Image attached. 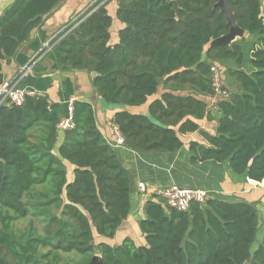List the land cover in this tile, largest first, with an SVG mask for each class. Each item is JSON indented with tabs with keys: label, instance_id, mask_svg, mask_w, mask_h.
Returning <instances> with one entry per match:
<instances>
[{
	"label": "trees",
	"instance_id": "obj_1",
	"mask_svg": "<svg viewBox=\"0 0 264 264\" xmlns=\"http://www.w3.org/2000/svg\"><path fill=\"white\" fill-rule=\"evenodd\" d=\"M62 0H13L0 15V85L3 65L13 58ZM125 24L111 43L112 16L106 5L68 26L57 42L64 70L94 73L92 85L113 105L140 106L159 91L148 113L119 110L113 123L125 145L142 153L176 152L190 141L192 163H228L236 174L264 180V0H228L240 26L252 34L248 62L245 39L212 47L228 33L218 0H117ZM228 67L240 89L215 101L213 61ZM75 128L56 145L58 122L67 106L42 94L22 105L0 106V264H71L77 253L89 264H264V236L257 242L260 210L243 198L209 197L186 211L157 195L144 205L139 228L144 243L125 238L111 245L132 209L131 180L114 147L97 125L94 106L74 105ZM216 119L215 132L201 121ZM65 161L74 166L70 178ZM31 215L23 230L17 223ZM38 223L39 225H36ZM264 226V217H263ZM41 225L44 233L39 232ZM257 243V244H256ZM77 264H80L77 262Z\"/></svg>",
	"mask_w": 264,
	"mask_h": 264
},
{
	"label": "crops",
	"instance_id": "obj_2",
	"mask_svg": "<svg viewBox=\"0 0 264 264\" xmlns=\"http://www.w3.org/2000/svg\"><path fill=\"white\" fill-rule=\"evenodd\" d=\"M12 2L13 0H0V15ZM102 4L106 5L113 19L110 28L111 43H117L119 41L118 31L125 27V24L117 16V0H62L47 16L44 24L33 32L31 39L3 65L5 79H13L21 67L33 56L38 55L31 72L21 80L22 87L48 96L51 103H60L66 106L69 98L75 97L76 101H86L94 106L99 129L106 141L114 147L122 165L129 172L132 201L130 215L122 222L115 237L99 236V241L116 245L130 237L138 244L144 243V235L139 228V220L145 216L144 205L148 199L153 197L158 188L173 183L205 188L209 191L211 198H243L250 202H257L259 210L263 209L264 211V180L258 182L248 179L244 175L236 174L229 168L228 163L191 162L190 141L204 142L203 136L197 131L183 135L184 146L176 152L142 153L126 145L115 143L114 114L119 110L147 114L149 104L163 91L149 97L148 102L140 106L108 104L101 99L92 85L94 73L62 69L58 61L57 42L59 36L65 32L68 26L80 21L84 14L92 12ZM209 110L213 114L217 113L215 101L211 98ZM211 124H213L214 130L208 128L207 125ZM216 124V119L201 121L202 128L212 133L215 132ZM64 139L65 132H60L56 153ZM65 164L71 178L74 166L68 161H65ZM140 183L146 184V192L139 189Z\"/></svg>",
	"mask_w": 264,
	"mask_h": 264
},
{
	"label": "built area",
	"instance_id": "obj_3",
	"mask_svg": "<svg viewBox=\"0 0 264 264\" xmlns=\"http://www.w3.org/2000/svg\"><path fill=\"white\" fill-rule=\"evenodd\" d=\"M38 55L33 56L13 79H5L0 85V106L3 104H15L22 105L27 96H34L39 94L37 91L27 89L21 86V80H23L33 69ZM214 86V96L211 97L214 101L220 99V97L227 98L230 92L223 89L222 75L219 69L215 66H211ZM76 102L75 97L69 98L66 102L67 113L58 122V129L60 132H66L75 128L74 122V105ZM115 143L117 145H125V138L120 132L119 128L114 125ZM139 189L142 192H146L147 186L145 183H140ZM155 193L167 200L168 204L179 210L186 211L193 203H204L209 198V191L202 187L183 186L173 183L169 186L158 188Z\"/></svg>",
	"mask_w": 264,
	"mask_h": 264
},
{
	"label": "water",
	"instance_id": "obj_4",
	"mask_svg": "<svg viewBox=\"0 0 264 264\" xmlns=\"http://www.w3.org/2000/svg\"><path fill=\"white\" fill-rule=\"evenodd\" d=\"M172 3L175 6L176 12H178L180 7L177 0H172ZM216 6H219L221 8V11L225 14L229 24V31L228 33L223 34L218 38H211V40L204 46L202 52V62L208 59V52L214 46L232 44L233 42L242 39L250 41L253 37L251 32L240 26L234 12L229 6L228 0H218ZM89 264H103L102 256L99 254H95Z\"/></svg>",
	"mask_w": 264,
	"mask_h": 264
},
{
	"label": "rangeland",
	"instance_id": "obj_5",
	"mask_svg": "<svg viewBox=\"0 0 264 264\" xmlns=\"http://www.w3.org/2000/svg\"><path fill=\"white\" fill-rule=\"evenodd\" d=\"M118 34H119V31H118ZM112 44H115V43H112ZM250 47H251V43H250V41H247L245 43V48H246L245 54L247 55L246 62H248L247 59H248V56L250 54L249 53ZM212 65H215L219 69L220 74L222 75V86L224 84H226L227 86L230 87V90H232V91H239V89H240L239 84L236 81H234V79L229 75V72L227 71V68L228 67H235V68H243V69L249 70L248 63H246L244 66H237L234 63V60H229L228 61V65H225L223 63L221 64L218 61H213L212 62ZM214 115L217 117V113L214 114ZM207 126H208V128L210 130H214L213 124L207 125ZM259 214H260V230H259V234H258V237H257V242H259L263 238V236H264V226H263V223H262L263 217H264V211H263V209L260 210V213ZM31 220H32V216L29 215V216H27V218H25V219L21 220L20 222H18L17 223V227H20L23 230H25L28 227L29 222ZM36 225H39V224L36 223ZM39 232L40 233H44L43 230H42L41 225L39 226ZM95 240H96V242H98L100 239H99V237H96ZM66 257L75 259L71 264H77V262H79L80 264H84L83 262H80L82 259L80 258V255L77 254V253H69V254L66 255Z\"/></svg>",
	"mask_w": 264,
	"mask_h": 264
}]
</instances>
